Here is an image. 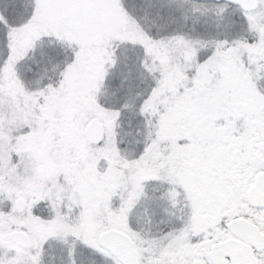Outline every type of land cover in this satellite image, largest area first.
Wrapping results in <instances>:
<instances>
[{
  "label": "snow or ice",
  "instance_id": "snow-or-ice-1",
  "mask_svg": "<svg viewBox=\"0 0 264 264\" xmlns=\"http://www.w3.org/2000/svg\"><path fill=\"white\" fill-rule=\"evenodd\" d=\"M0 264H264V0H0Z\"/></svg>",
  "mask_w": 264,
  "mask_h": 264
}]
</instances>
